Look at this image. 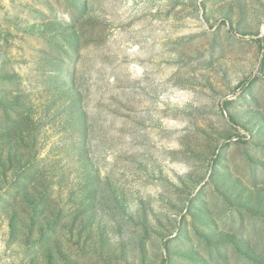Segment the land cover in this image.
<instances>
[{"label":"rangeland","instance_id":"1","mask_svg":"<svg viewBox=\"0 0 264 264\" xmlns=\"http://www.w3.org/2000/svg\"><path fill=\"white\" fill-rule=\"evenodd\" d=\"M0 264H264V0H0Z\"/></svg>","mask_w":264,"mask_h":264}]
</instances>
